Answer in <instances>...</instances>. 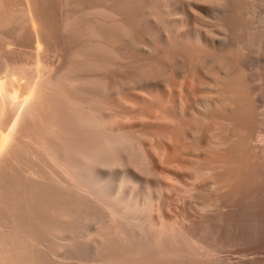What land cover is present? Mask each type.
Instances as JSON below:
<instances>
[{
	"label": "bare ground",
	"instance_id": "1",
	"mask_svg": "<svg viewBox=\"0 0 264 264\" xmlns=\"http://www.w3.org/2000/svg\"><path fill=\"white\" fill-rule=\"evenodd\" d=\"M72 2V17L57 27L70 34L77 71L87 73L78 89L98 94L100 104L71 98L48 77L54 70L45 75L41 64L23 72L6 63L0 70V264H67L54 259L49 246H38L59 231L79 232L84 223L94 228L91 249L76 235L74 264L88 258L98 264H222L219 242L210 245L206 237L213 224L184 230L185 217L171 206L182 202L199 218L222 214L227 203L214 196L232 182L213 183L223 159L212 158L251 145L264 148V0ZM26 12L39 53L52 20L48 15L47 24L43 16L46 30L30 6ZM125 73L128 81L119 82ZM111 76L118 82L108 88ZM108 98L115 110L153 104L157 109L149 116L140 112L136 122L158 132L140 131L135 140L125 131L134 118L127 123L117 114L112 124L105 117ZM241 128L249 133L238 139ZM144 150L155 159V150H174L178 162L177 150L212 158L202 160L208 168L180 169L168 155L152 182L141 174L150 158ZM228 157L225 167L234 165ZM172 170L176 183L161 173ZM207 181L216 194L201 198L204 191L196 187ZM226 224L230 234L234 223Z\"/></svg>",
	"mask_w": 264,
	"mask_h": 264
},
{
	"label": "rangeland",
	"instance_id": "2",
	"mask_svg": "<svg viewBox=\"0 0 264 264\" xmlns=\"http://www.w3.org/2000/svg\"><path fill=\"white\" fill-rule=\"evenodd\" d=\"M72 4H73L72 0H0V70H2L3 67L8 66V65H5L6 63H9V65H10L9 67L12 68L13 70H18V69L21 70L22 69L21 71L24 70L23 72H25L27 70V68L28 69L34 68V66L37 67L38 64H39L38 67L40 68L42 65V67L40 69L43 68L42 70H44V69L47 70V72H44L46 70L43 71L45 73V75H46V73L49 74L52 70H54L55 73L52 71L50 73L51 76L50 75L49 76L47 75V76L53 77V79L51 78L53 80V83L56 84V86H58L60 89H62V91L65 90V93L67 92L71 96V98H74L76 100L78 99L79 102L82 101V103H84V104L95 103L94 105L99 106V104H100L99 99L100 98H99V95L97 93H96L97 95L94 96V98H95L94 99L90 94L78 89V87L82 83H84V78L86 77L84 75H86L87 73H84L81 70L80 71L82 73L79 70L77 71V66L75 64L76 61L73 58L74 56L72 53L73 47H71V46H73V45H72L70 34L64 30H61L62 28H61L60 23L63 22L66 18L72 17V16H70L71 10H72ZM27 6L28 7L30 6L32 11H34V15H36V16L38 15L37 18H38V20L40 19L39 21H41V22H39V23H41L40 24L41 27L43 25V29H46L48 26L50 29L52 28V30H50V29L47 30L48 28L46 29L49 32V36H45V35L43 36V41L41 42L43 48H42V51L39 53L37 50V43L35 41L36 40L35 32H34V29L31 25V23L29 22L30 17L27 15L28 13L26 12ZM60 9H61V12H60ZM48 15H50L49 17H50V20H52L51 22H50V20H48ZM43 16H44V18L46 17V19H44ZM42 19H44V22L46 20L45 23H47V24L49 22L50 23L48 25H46L42 21ZM53 19H55V22ZM47 20L49 22H47ZM57 20H58V22H56ZM50 24L51 25L53 24L54 27H55L54 24H57L55 27L56 30ZM59 25H60L61 29L58 28ZM46 30H45V34L48 35V32L46 33ZM50 34H52V35H50ZM59 34L62 36H60ZM64 34H66V35H64ZM58 36L60 38L61 37L62 38L60 39ZM48 37L51 38V41ZM45 38L49 39L50 42L47 41V39H45ZM65 38H66L67 42L64 40ZM62 39H63V42L65 41L64 43H66V45L68 47L65 48V44L63 42L59 41ZM51 42H52V44H51ZM55 48L56 49L58 48L60 51H58V52L55 51L56 50ZM65 49H67V50H65ZM61 51H62V53H61ZM65 52L66 53L68 52L69 54H66ZM63 54H64V56H63ZM60 56L63 57V59H61ZM40 62H42V63H40ZM36 63H38V64H36ZM81 65H82V63H81ZM48 68L51 71H49ZM42 70H40V71L42 74H44L42 72ZM52 73H53V75H52ZM126 73L130 77H132L131 72L126 71ZM126 73L119 76L120 77L118 79L119 82L121 81V79H124V81H128L129 76H128V78H126L127 77ZM122 76H123V78H121ZM115 77L116 76L110 77L111 78L110 81H112V79H113V81H112L113 84L111 82H109L110 86H108V88L109 87L111 88L112 86H114V81H115L114 79H116ZM118 81L116 80L115 82L117 83ZM110 99H112V98H108L107 100H105V104L107 105V108H109V109L111 108L110 110L107 109L108 111L104 112L105 117L108 118L112 122V124H114V121H115L114 117H116L117 114H118V116H120V118H122L121 121H124V122L129 120V117H130V120L132 118H134L132 120V123L135 120V122L133 124L134 126L131 125L132 123L130 120H129L130 123H128V121H127L128 124L127 123L126 124L128 126L130 124L131 127L125 126V131H127L129 134L131 133L130 135H132V137H135L134 138L135 140H137L139 138L138 132H140V131H144V132L149 131L152 134L149 132L147 134H151L152 136H154L156 134V132H158L156 128H153L151 126L147 127L146 125L142 124L141 122H140V124H139V122H136V121H138L137 119L139 118L138 116L140 115L139 114L140 112H141L142 116H144V115L149 116L150 113H152L154 111L152 109H155V108L157 109V107H155L153 104H148V102L144 104L143 102H141L144 105L141 103H138V107H136L135 111H131V110H127V109H121V110L116 109L117 110L116 111L114 109L115 105H113L115 102L113 100L111 101ZM125 99L131 100L132 98L126 96ZM135 115H137V116H135ZM136 117H138V118L136 119ZM241 129H243L244 131ZM241 129H238V131H237V133L239 135V136L237 135L238 139H240V137L242 138L244 135H247L249 133L248 130H247L248 131L247 132L246 129H244V128H241ZM165 132L164 133L168 134V135H169V132H170V135L173 133L171 130L165 131ZM153 133H154V135H153ZM147 146L148 145L145 144L146 149L147 148L149 149L150 146L149 147H147ZM251 146H249V150H247L248 148H244V150H241V149L231 150L230 152L232 154L229 152H228L229 154L228 153H225V154L220 153L218 155H215L214 158H212L211 156L209 157V155H207V154H203L204 151H200V150L199 151L197 150L198 153L197 152L195 153V150H186V152L184 150H181L180 152H179V150H177L178 153H180L179 155H181L179 158L180 160L177 157L178 153H177L175 158L178 159L179 162H181L182 164L179 163L177 160L173 159L174 156L172 158L171 155L176 153L174 150H155V151H157V155H160V157L159 156L156 157L159 161L157 159H155L154 155L152 156L151 153H149L151 151L146 150L147 151L146 152L144 150L145 153H147L146 154L147 157L148 158L150 157V158L148 159L147 163L145 164L146 166L144 167V169L141 171V174L146 176V178L152 182L156 181L157 173H159L160 170H162L161 165L165 166V163H164L166 160L165 158L168 157V155L171 156V158L173 159V161H175V163L177 161L178 164L175 165V163H174V167L178 166V168L180 167V169L183 166H187V168H193V167L204 168V166L207 164H205V162L203 163V161H205V160L208 161V159H210V158L215 159V160L217 159L216 161H219L220 158L222 157L221 159H223V160L222 161L220 160L219 162L223 163L222 164L223 167H222V165H220L221 163L219 164V166H221L223 169L219 168V170L220 169L221 170L220 171L218 170L216 175L213 174V176L215 175L216 177L214 176V179H212L214 182L210 181V183L213 182L215 184L216 183L217 184H219V183L224 184L223 181H225V179H227L226 177H228L229 181H231L234 186L232 187V184H229L228 180H227L225 183H228L231 188L228 189L227 191L217 192L218 193L217 196L215 195L216 193L214 190V189H216V186H209L211 184L212 185H215V184H213V183L209 184V181H207V183H206L208 186H206L205 184H204L205 186L204 185L202 186V184H203L202 183L201 187H199V186L196 187L198 192L199 191L201 192L202 190L204 191V192L203 191L202 192L205 194V197H204V195H202L201 198H210L212 195L213 196L215 195L214 197H218V196L221 197L222 206L225 205V202L227 203V207L226 206L224 208L222 207L224 209V211L222 209L220 211V213H222V214H218V215L217 214L216 215L210 214V215H206L207 217L204 216L203 218H199V216L196 217L197 215L194 211H191L186 206H183L182 202H181V205L173 204L171 206V211L174 214H177V216L179 215V218H181V217L182 218L183 217L188 218V219L184 218L185 222L182 224L183 229L185 228L184 230H187L189 232H193V231L199 230L200 226L202 227L203 223H206L207 226H208V223H210L209 226H211V224H213L212 227H208L210 230L208 231L209 233L207 232L206 237H208L207 239H208V243L210 245H212V244L216 245V243L219 242L218 243L219 245L217 244L216 247L219 250V248L221 246V249H220L221 254H219V255L224 260V261H222L223 262L222 264H264V148H262L263 146H261V148L254 150ZM238 148H240V146ZM153 151L154 150H152V153L154 154ZM181 152H183V154ZM148 154H150L151 156H148ZM196 154H198L197 155L198 158L201 157L200 163L202 162L201 163L202 166L200 165L199 162H196V160H195ZM221 154H222V156H221ZM230 154H231L232 159L230 158ZM184 155H186V156H184ZM199 155H200V157H199ZM203 155H204V158H203ZM224 155H226V156H224ZM228 155H229V157H228ZM232 155H234L233 156L234 158L232 157ZM193 156H195V157H193ZM223 156H224V158H223ZM191 157H193V158H191ZM226 157H228V159L230 158L229 159L230 163H232L234 161V165H232V164L230 165L231 168H229L230 166H228V167L224 166V159H226ZM205 158H207V159H205ZM225 161H227V160H225ZM203 164H205V165H203ZM232 166H233V169H232ZM158 168H160V169H158ZM183 168H185V167H183ZM207 168H208V165H207ZM224 171H227V172H224ZM161 173H163L165 176L168 175V176L172 177L171 180L174 179L176 181L179 179L177 177V175L176 176L174 175L175 173L173 170H172V172L161 171ZM215 178H217V179H215ZM232 179H234V180H232ZM140 180H145V178H141ZM219 180H221V181H219ZM173 181H172V183H176L175 181L174 182ZM178 181H177V183H179ZM221 182H223V183H221ZM210 187H214V189H212ZM139 188H140V185H138V189ZM199 188H202V189L198 190ZM203 188H205V190L207 189L206 191L208 192V194L205 192V190ZM196 189H195V191H196ZM208 189H210V190H208ZM211 192H212V194H211ZM213 192H214V194H213ZM173 193L175 194V192H172V194ZM225 197H227V198H225ZM226 199L228 201H226ZM229 202H231V203H229ZM228 207H230V210H228ZM192 213H194V214L192 215ZM155 215H157V214H155ZM220 215H223L221 217L223 223L221 222V219H219ZM208 218H209V220H208ZM217 218L221 222L220 225H218L219 229L217 227V222H219V221H217L218 220ZM210 219L215 221V223H212L213 221H211ZM187 220H188V223H187ZM189 221L191 222V225H189V223H190ZM209 221H211V222H209ZM230 221H232V223H234L235 227L232 230L230 229L231 231L229 234L228 233L229 231L226 230V228L229 229L230 227H227V224H229V223L226 224V222H230ZM224 223H225L226 227L224 226ZM221 225H222V227L220 228ZM215 226L217 229H214ZM224 227H225V229H224ZM188 229H190V230H188ZM211 229L215 231V237L217 239L215 237H214L215 239L213 238L214 231H211ZM216 230H218L220 233ZM92 232H94V228L92 227V225H90L89 223H84L79 232H75V229L69 230V231L64 232V233L63 232L60 233V231H59L58 232L59 234H57L56 237L52 241L46 242V243L44 242V244L41 246H38V248L47 250V247L49 246L51 248V250L54 251L53 257L57 261H59L61 263H67V264L69 263L70 264V262L73 263V260H74V263H75L76 259L72 258V256L70 255V252L73 249L74 240H75L76 235L79 234V236H81L83 238L82 241L86 244L88 249H91L92 241L89 242V240H91V238L93 236ZM229 239H232V240H229ZM214 240L216 243L214 242ZM209 241H212V242H209ZM228 242H231L232 244L230 245V243H228ZM228 245H230V246L227 247ZM93 256H95V254H93ZM83 262L86 264H98L95 260H93V258H88V260L86 262L82 261V263ZM77 263H79V261ZM82 263L80 262V264H82Z\"/></svg>",
	"mask_w": 264,
	"mask_h": 264
}]
</instances>
